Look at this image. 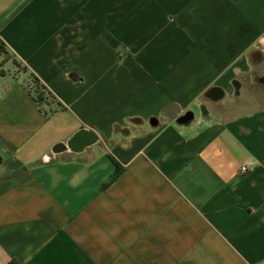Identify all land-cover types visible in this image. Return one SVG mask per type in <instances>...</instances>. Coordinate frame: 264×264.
I'll list each match as a JSON object with an SVG mask.
<instances>
[{
	"label": "crops",
	"instance_id": "1",
	"mask_svg": "<svg viewBox=\"0 0 264 264\" xmlns=\"http://www.w3.org/2000/svg\"><path fill=\"white\" fill-rule=\"evenodd\" d=\"M0 37V264H264V0H0Z\"/></svg>",
	"mask_w": 264,
	"mask_h": 264
},
{
	"label": "trees",
	"instance_id": "2",
	"mask_svg": "<svg viewBox=\"0 0 264 264\" xmlns=\"http://www.w3.org/2000/svg\"><path fill=\"white\" fill-rule=\"evenodd\" d=\"M10 62L14 68L21 69V64L16 60L15 55L12 53L8 44L0 37V65L2 67L7 66ZM26 70V69H24ZM30 83L27 86V90L29 94L35 99L38 103L40 110L43 114L48 116L53 111H47L44 109L45 104H49V102H54L55 98H53L52 94L47 90V88L43 85L40 78L35 74H30ZM131 122L137 123L141 122L139 119H133ZM15 264V263H14Z\"/></svg>",
	"mask_w": 264,
	"mask_h": 264
},
{
	"label": "water",
	"instance_id": "3",
	"mask_svg": "<svg viewBox=\"0 0 264 264\" xmlns=\"http://www.w3.org/2000/svg\"><path fill=\"white\" fill-rule=\"evenodd\" d=\"M258 56H259V54H258ZM262 60H263V58H260V57H258V63H260V62H262ZM7 73H8V70L6 69V68H3L2 69V74H3V76H6L7 75ZM224 98V95L219 99L220 101L222 100ZM219 101V102H220ZM182 112H183V110L181 109L176 115H174V118H177L178 116H180L181 114H182ZM166 114V113H165ZM167 115V114H166ZM182 118H185L186 117V115H183V116H181ZM149 124L151 125V127H153V128H157V127H159L160 126V120L158 119V118H151L150 120H149Z\"/></svg>",
	"mask_w": 264,
	"mask_h": 264
},
{
	"label": "built area",
	"instance_id": "4",
	"mask_svg": "<svg viewBox=\"0 0 264 264\" xmlns=\"http://www.w3.org/2000/svg\"><path fill=\"white\" fill-rule=\"evenodd\" d=\"M248 171H249V167L248 166L242 167V173H247Z\"/></svg>",
	"mask_w": 264,
	"mask_h": 264
},
{
	"label": "rangeland",
	"instance_id": "5",
	"mask_svg": "<svg viewBox=\"0 0 264 264\" xmlns=\"http://www.w3.org/2000/svg\"><path fill=\"white\" fill-rule=\"evenodd\" d=\"M12 68H13V66H12ZM6 69L8 70V68L6 67Z\"/></svg>",
	"mask_w": 264,
	"mask_h": 264
}]
</instances>
